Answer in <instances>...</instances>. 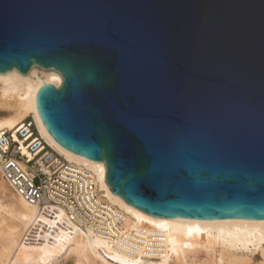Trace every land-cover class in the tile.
<instances>
[{"label": "water", "instance_id": "1", "mask_svg": "<svg viewBox=\"0 0 264 264\" xmlns=\"http://www.w3.org/2000/svg\"><path fill=\"white\" fill-rule=\"evenodd\" d=\"M154 217L264 220V0H0V74Z\"/></svg>", "mask_w": 264, "mask_h": 264}, {"label": "bare ground", "instance_id": "2", "mask_svg": "<svg viewBox=\"0 0 264 264\" xmlns=\"http://www.w3.org/2000/svg\"><path fill=\"white\" fill-rule=\"evenodd\" d=\"M61 82L57 72L35 66L24 76L16 70L0 74V132L29 120L56 153L86 171L110 210L107 234L71 230L63 214L51 208L40 213L0 175V264H254L256 255V264H264V220L147 215L109 190L102 162L58 145L38 116L35 94L43 83L58 88Z\"/></svg>", "mask_w": 264, "mask_h": 264}, {"label": "built area", "instance_id": "3", "mask_svg": "<svg viewBox=\"0 0 264 264\" xmlns=\"http://www.w3.org/2000/svg\"><path fill=\"white\" fill-rule=\"evenodd\" d=\"M0 175L40 213L51 208L63 214L71 230L107 234L110 210L102 191L86 171L56 153L29 120L0 132Z\"/></svg>", "mask_w": 264, "mask_h": 264}, {"label": "rangeland", "instance_id": "4", "mask_svg": "<svg viewBox=\"0 0 264 264\" xmlns=\"http://www.w3.org/2000/svg\"><path fill=\"white\" fill-rule=\"evenodd\" d=\"M258 260H259V257H258V255H256V256H255L254 264H256Z\"/></svg>", "mask_w": 264, "mask_h": 264}, {"label": "snow or ice", "instance_id": "5", "mask_svg": "<svg viewBox=\"0 0 264 264\" xmlns=\"http://www.w3.org/2000/svg\"><path fill=\"white\" fill-rule=\"evenodd\" d=\"M55 78V77H54Z\"/></svg>", "mask_w": 264, "mask_h": 264}]
</instances>
